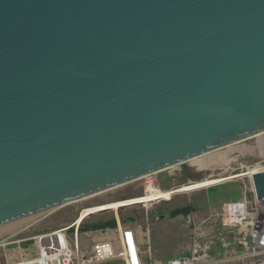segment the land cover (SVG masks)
I'll list each match as a JSON object with an SVG mask.
<instances>
[{
    "label": "water",
    "instance_id": "95a60500",
    "mask_svg": "<svg viewBox=\"0 0 264 264\" xmlns=\"http://www.w3.org/2000/svg\"><path fill=\"white\" fill-rule=\"evenodd\" d=\"M261 131L264 0H0V226Z\"/></svg>",
    "mask_w": 264,
    "mask_h": 264
},
{
    "label": "built area",
    "instance_id": "2783aa9c",
    "mask_svg": "<svg viewBox=\"0 0 264 264\" xmlns=\"http://www.w3.org/2000/svg\"><path fill=\"white\" fill-rule=\"evenodd\" d=\"M148 182L160 188L156 182ZM83 211L63 227L0 243L2 248L16 244L4 249V264H264V200L258 201L254 193L223 203L217 219L204 221L203 227L193 213L182 214V223L191 230L190 247L165 261L150 260V243L139 225L116 220L115 227L81 229L94 213H86L78 221ZM154 219L160 220L158 216ZM214 222L218 223L216 233ZM22 242L26 243L23 248ZM231 247H238V252Z\"/></svg>",
    "mask_w": 264,
    "mask_h": 264
},
{
    "label": "rangeland",
    "instance_id": "374dc122",
    "mask_svg": "<svg viewBox=\"0 0 264 264\" xmlns=\"http://www.w3.org/2000/svg\"><path fill=\"white\" fill-rule=\"evenodd\" d=\"M263 142L264 131H261L251 137L198 156V159L204 158L203 160L210 162L208 163L209 166L207 165L208 167L205 166L199 169L193 160H188L150 174L148 177L130 181L87 198L60 206L51 211L7 223L0 226V243L24 239L36 232L53 230L68 225L85 208H92L93 206L107 204L108 202L128 200L141 196L148 187V180L154 183L156 182L160 186V188L157 186L155 188L161 191H170L175 189L174 187L178 188L179 186L195 183L203 179L222 178L224 180L223 182L196 191L170 195L145 203L127 204L115 209L99 210L91 213L85 220L89 222L98 219L115 218L124 224L139 225L148 238L149 230L157 222L154 219L155 216H158L159 212H164V217L162 218L164 221H162V224L166 225V221H169L171 224L167 226L170 229L172 227L173 230H178L176 225L179 226L178 221L182 214L170 217L166 211L167 209L184 206L189 203L195 204L198 208V206L203 205L200 201L206 200L211 195V191L216 196L221 194V197L217 198L212 205L216 209L228 201L240 199L242 196H252L253 191L250 177L235 176L246 173L247 171L249 172L250 169H258L264 165V144L260 146V143ZM127 217L132 219L129 220ZM122 218L127 220L122 221ZM20 244L22 248L26 245L24 242ZM15 246L16 244L13 243L6 245L4 248L0 247V264L5 263L4 249L6 250Z\"/></svg>",
    "mask_w": 264,
    "mask_h": 264
},
{
    "label": "crops",
    "instance_id": "0c3cea01",
    "mask_svg": "<svg viewBox=\"0 0 264 264\" xmlns=\"http://www.w3.org/2000/svg\"><path fill=\"white\" fill-rule=\"evenodd\" d=\"M213 204L214 203L208 202L191 211L196 219V223L202 226L204 221L212 222L214 219H217L216 213L220 208L216 209L212 207ZM162 218H160L149 230L148 240L151 247L150 260L165 261L176 257L183 252H187L191 244V230L184 226L180 217L178 221L179 226L176 225L178 230H173L171 226L170 229L167 226L171 224L169 221H166V225L162 224V221H164ZM213 224L215 225L214 230L216 233L218 232V223L214 222ZM233 250L237 253L238 247H234Z\"/></svg>",
    "mask_w": 264,
    "mask_h": 264
},
{
    "label": "bare ground",
    "instance_id": "6f19581e",
    "mask_svg": "<svg viewBox=\"0 0 264 264\" xmlns=\"http://www.w3.org/2000/svg\"><path fill=\"white\" fill-rule=\"evenodd\" d=\"M262 144H264V142L260 143V146H262ZM203 159H198V157H195V158L191 159V161L193 160L194 164L197 165V168L200 169V168L207 166L208 163H210V162H207ZM211 162H212V160H211ZM257 170L258 169H253V170L250 169L249 172L247 171L246 173H241L239 175L237 174L238 176H235V177L249 176L250 180H251V174ZM230 178H232V177H230ZM223 181L224 180L222 178L203 179L201 181H197V182L191 183V184L186 183L187 185H182V186H179L178 188L174 187L175 189L170 190V191H165V190L161 191L160 189L155 188V186L153 184H148V187L146 188L145 193L141 196H138V197H135L132 199H128V200L116 201V202H111V203L108 202L107 204L104 203L102 205H96V206H93L92 208H85L84 211L82 212V214L80 215L81 217L78 219V221H80L81 218L83 217V215H85L86 213L96 212L99 210L115 209V208H118L120 206L127 205V204L150 202L152 200L164 198V197H167L170 195H175V194H180V193H188V192L196 191L199 189H203L207 186H211V185L217 184L219 182H223Z\"/></svg>",
    "mask_w": 264,
    "mask_h": 264
},
{
    "label": "trees",
    "instance_id": "16d2710c",
    "mask_svg": "<svg viewBox=\"0 0 264 264\" xmlns=\"http://www.w3.org/2000/svg\"><path fill=\"white\" fill-rule=\"evenodd\" d=\"M210 196L207 197L206 200L204 201H200L202 202L201 204H207L208 202L214 203L217 198H220L221 194L219 196H216L215 193H213L212 191L210 192ZM197 208V206L195 204H186L184 206H179V207H175V208H171V209H167V213L170 217H175L179 214H184L186 212H191L193 210H195ZM159 218L164 217V212H159L158 215ZM127 219H132L130 217H127ZM127 219H121L122 221H126ZM116 226V219L115 218H109V219H98L95 221H89V222H85L82 223L81 225V229H98V228H105V227H115Z\"/></svg>",
    "mask_w": 264,
    "mask_h": 264
}]
</instances>
